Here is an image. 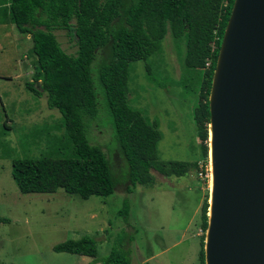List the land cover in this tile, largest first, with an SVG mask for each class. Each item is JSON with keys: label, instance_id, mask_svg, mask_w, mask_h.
I'll use <instances>...</instances> for the list:
<instances>
[{"label": "rangeland", "instance_id": "rangeland-1", "mask_svg": "<svg viewBox=\"0 0 264 264\" xmlns=\"http://www.w3.org/2000/svg\"><path fill=\"white\" fill-rule=\"evenodd\" d=\"M54 35L60 48L73 55L74 40L64 31ZM30 47L27 35L0 22V217L8 220L0 223V264H103L101 260L118 243L129 264H199L200 240L195 230L200 221L194 203L201 194L202 201L208 197L209 170H204L208 126L204 125L206 139L201 140L195 122L202 95L201 72L184 68L183 43H175L167 31L159 50L145 63L129 64L127 104L156 125L158 159L186 162L187 172L166 182L150 170L153 185L137 186L127 193L126 164L110 127L102 126L101 116L102 125L90 121L86 136L104 152L115 189L108 197L86 200L61 190L24 195L10 177L13 159L66 155L65 148L58 150L63 143L59 113L46 107L44 94L34 97L24 87L34 61ZM107 57L108 49L103 48L97 51L94 63ZM173 180L177 185L171 189L168 183ZM188 182L190 190L185 186ZM124 205L127 214L120 216ZM203 233H198L201 239ZM82 236L94 240V259L52 251L54 245Z\"/></svg>", "mask_w": 264, "mask_h": 264}, {"label": "trees", "instance_id": "trees-1", "mask_svg": "<svg viewBox=\"0 0 264 264\" xmlns=\"http://www.w3.org/2000/svg\"><path fill=\"white\" fill-rule=\"evenodd\" d=\"M232 1L0 0V22L13 25L31 43L32 74L24 87L34 97L44 94L46 107L59 113L63 143L58 150H66L64 156L11 160L10 177L18 192L53 194L61 190L83 200L112 195L115 181L109 163L101 148L90 144L86 136L88 123L96 120L100 124L101 116L104 125H100L110 127L126 164L127 193L137 186H152L150 170L163 177L183 176L189 164L159 160L156 125L128 106V67L154 55L167 31L175 43L182 42L184 68L201 72L202 95L195 122L200 139L205 140L207 94ZM55 31H64L74 40L73 55L60 48ZM103 48L108 49L107 60L94 63L97 51ZM126 205L120 216H126ZM206 211L207 200H203L199 211L203 232ZM7 222L0 217V223ZM199 240V264H203V238ZM121 246L112 245L101 262L129 264ZM52 251L91 259L96 256L95 242L88 236L56 244Z\"/></svg>", "mask_w": 264, "mask_h": 264}, {"label": "water", "instance_id": "water-1", "mask_svg": "<svg viewBox=\"0 0 264 264\" xmlns=\"http://www.w3.org/2000/svg\"><path fill=\"white\" fill-rule=\"evenodd\" d=\"M203 264H264V0H233L207 94Z\"/></svg>", "mask_w": 264, "mask_h": 264}, {"label": "crops", "instance_id": "crops-1", "mask_svg": "<svg viewBox=\"0 0 264 264\" xmlns=\"http://www.w3.org/2000/svg\"><path fill=\"white\" fill-rule=\"evenodd\" d=\"M172 178H175V179H177V178H180V177H174V176H170V177H162V181H165L166 179H172ZM168 180H166V182H167ZM174 181V183H171V182H169L168 183V185L170 186V188L171 189H174L176 186L175 185H177V184H175L176 182V180H173ZM164 184V183H163ZM185 186H187V190H190V189H192V184H190L189 182L188 183H186L185 184ZM200 192H202V189L201 190H199ZM202 194H201V196H200V199L198 200V202L197 203H194V212H196V211H200V207H201V204H202ZM198 221H199V219H198ZM198 221L196 222V225H197V223H198ZM200 228H196V230H195V235H196V237L198 238V240L200 239ZM199 233V234H198ZM198 252H199V250H198ZM197 252V253H198Z\"/></svg>", "mask_w": 264, "mask_h": 264}, {"label": "built area", "instance_id": "built-area-1", "mask_svg": "<svg viewBox=\"0 0 264 264\" xmlns=\"http://www.w3.org/2000/svg\"><path fill=\"white\" fill-rule=\"evenodd\" d=\"M204 170H205V171H208V170H209V166H208V164H207V166H205ZM208 173H209V172H208ZM206 175H207V174H206Z\"/></svg>", "mask_w": 264, "mask_h": 264}]
</instances>
